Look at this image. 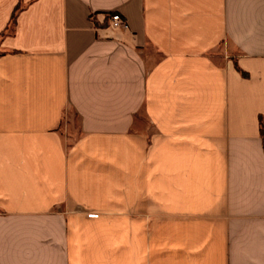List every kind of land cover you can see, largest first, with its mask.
I'll return each instance as SVG.
<instances>
[{
    "label": "crops",
    "instance_id": "obj_1",
    "mask_svg": "<svg viewBox=\"0 0 264 264\" xmlns=\"http://www.w3.org/2000/svg\"><path fill=\"white\" fill-rule=\"evenodd\" d=\"M260 120L264 0H0V264H264Z\"/></svg>",
    "mask_w": 264,
    "mask_h": 264
},
{
    "label": "built area",
    "instance_id": "obj_2",
    "mask_svg": "<svg viewBox=\"0 0 264 264\" xmlns=\"http://www.w3.org/2000/svg\"><path fill=\"white\" fill-rule=\"evenodd\" d=\"M107 28L112 31H127L129 26L121 14L114 12L107 16Z\"/></svg>",
    "mask_w": 264,
    "mask_h": 264
},
{
    "label": "rangeland",
    "instance_id": "obj_3",
    "mask_svg": "<svg viewBox=\"0 0 264 264\" xmlns=\"http://www.w3.org/2000/svg\"><path fill=\"white\" fill-rule=\"evenodd\" d=\"M229 55L233 56L234 54L229 52ZM76 124H77V121H76V119L74 120L73 117H71L69 119H65L64 122L62 123L61 127L59 128L60 129L59 131L62 134V136H64V137L67 136L69 139V137H71V135H69V133L72 134L70 129L75 127Z\"/></svg>",
    "mask_w": 264,
    "mask_h": 264
},
{
    "label": "trees",
    "instance_id": "obj_4",
    "mask_svg": "<svg viewBox=\"0 0 264 264\" xmlns=\"http://www.w3.org/2000/svg\"><path fill=\"white\" fill-rule=\"evenodd\" d=\"M11 22H14V15L11 18ZM237 68V67H236ZM238 69V68H237ZM239 70V69H238ZM242 76H245V73L241 72ZM259 132H260V136L262 138V143H263V149H264V127L262 124V121H259Z\"/></svg>",
    "mask_w": 264,
    "mask_h": 264
}]
</instances>
